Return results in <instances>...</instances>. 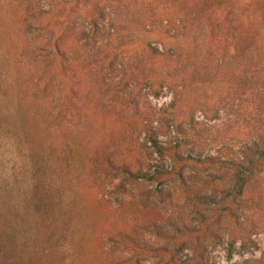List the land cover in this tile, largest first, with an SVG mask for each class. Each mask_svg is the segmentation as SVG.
Listing matches in <instances>:
<instances>
[{
  "label": "rangeland",
  "instance_id": "1",
  "mask_svg": "<svg viewBox=\"0 0 264 264\" xmlns=\"http://www.w3.org/2000/svg\"><path fill=\"white\" fill-rule=\"evenodd\" d=\"M0 264H264V0H0Z\"/></svg>",
  "mask_w": 264,
  "mask_h": 264
},
{
  "label": "trees",
  "instance_id": "2",
  "mask_svg": "<svg viewBox=\"0 0 264 264\" xmlns=\"http://www.w3.org/2000/svg\"><path fill=\"white\" fill-rule=\"evenodd\" d=\"M153 144H154L155 148L157 149V151H158L160 154H162L163 149H162V148H161V147H160L155 141H153ZM248 172H249L248 170H246V169L243 170V168H240V171H239L238 174H237L238 182H239L240 187H241V185H243L245 175H246V173H248ZM126 176H127V178H130V179L134 178V177H132V175H130L129 173H126ZM134 179H136V177H135ZM137 179H138V178H137Z\"/></svg>",
  "mask_w": 264,
  "mask_h": 264
}]
</instances>
